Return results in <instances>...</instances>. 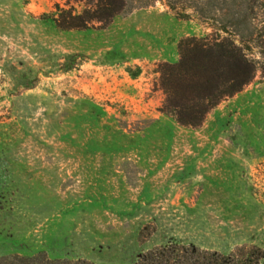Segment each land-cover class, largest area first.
Returning <instances> with one entry per match:
<instances>
[{
  "label": "rangeland",
  "instance_id": "1",
  "mask_svg": "<svg viewBox=\"0 0 264 264\" xmlns=\"http://www.w3.org/2000/svg\"><path fill=\"white\" fill-rule=\"evenodd\" d=\"M121 1L108 22L62 29L57 7L85 1L0 0V256L255 246L264 264V0ZM217 33L253 76L180 124L161 67L182 38Z\"/></svg>",
  "mask_w": 264,
  "mask_h": 264
},
{
  "label": "trees",
  "instance_id": "2",
  "mask_svg": "<svg viewBox=\"0 0 264 264\" xmlns=\"http://www.w3.org/2000/svg\"><path fill=\"white\" fill-rule=\"evenodd\" d=\"M74 1H85L86 4L79 12L72 7H57L58 16L55 21L62 29H87L94 22H108L116 15L122 2ZM223 32L227 31L223 29ZM178 50L179 60L161 67L160 81L166 94L164 108L180 124L198 125L210 108L222 98L239 91L250 81L255 71L244 47L231 39L230 35L217 33L211 37H185L179 41ZM89 109L99 118V107ZM262 257V251L255 246H240L223 254L193 245L172 244L146 251L136 264H260ZM0 264L93 263L50 259L45 253H39L33 256H0Z\"/></svg>",
  "mask_w": 264,
  "mask_h": 264
}]
</instances>
